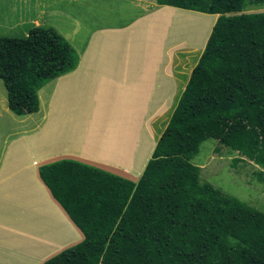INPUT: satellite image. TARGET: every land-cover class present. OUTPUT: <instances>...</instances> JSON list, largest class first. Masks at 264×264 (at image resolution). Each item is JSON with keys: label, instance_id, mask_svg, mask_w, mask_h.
<instances>
[{"label": "trees", "instance_id": "trees-1", "mask_svg": "<svg viewBox=\"0 0 264 264\" xmlns=\"http://www.w3.org/2000/svg\"><path fill=\"white\" fill-rule=\"evenodd\" d=\"M155 1L218 17L151 158L130 167L137 181L70 159L39 167L83 235L43 264H264V213L202 182L192 163L215 139L240 156L233 166L248 159L264 177V12L247 13L248 0ZM78 63L54 28L0 37L8 109L37 113L39 91Z\"/></svg>", "mask_w": 264, "mask_h": 264}, {"label": "rangeland", "instance_id": "rangeland-1", "mask_svg": "<svg viewBox=\"0 0 264 264\" xmlns=\"http://www.w3.org/2000/svg\"><path fill=\"white\" fill-rule=\"evenodd\" d=\"M155 5H158L155 0H0V37H26L32 19L40 7V16L43 18L40 19L39 25L54 28L80 55L94 32L99 29L123 28L134 20L143 18ZM158 7L164 8L159 5ZM189 12L176 11L171 12L169 16L164 14L162 19L165 25L159 23L160 26H153V22H150L143 28L146 33H138L133 38L131 47L135 51L130 65L140 66L147 74L141 72L140 75H144L154 85L162 82L156 69L165 65L163 49L168 53L170 51L168 44H174L173 69L175 73L181 74L182 78L178 77V81L185 86L204 51L218 15L197 13L200 17ZM246 12H264V0H248ZM36 21L38 23V20ZM210 22L213 24L210 25ZM161 26L165 27L167 32L164 40ZM104 41L114 52L92 48L91 56L96 57L98 65L101 66L121 65L123 47L121 41L110 39L108 36ZM177 43L179 45H175ZM102 72L81 71L75 74L72 78L62 81L60 91L55 92V97H50L54 85L51 81L39 92L40 112L22 117L8 109L6 90L0 79V163L4 161L0 177H9L2 182L4 184L2 192H9V189L20 186L21 200L27 201L25 205L27 212L24 205L19 212L16 210L5 212L0 215V224L6 225L12 217L27 222L22 230L30 235L22 249V256L27 259V264H43L83 239L82 233L51 196L39 177L40 184L37 189L30 188L24 182L23 175L27 174V171H32L36 165L33 164L34 159L41 162L50 153L64 151L67 148L78 155L108 163L144 166L151 158L156 139L158 140L164 131L173 114V108L175 109L181 97L180 93L176 98L178 90L176 88H173V94H170L169 87L164 89L158 86V95L170 94L163 107L164 111L167 113L173 111L171 115L163 113V117H158L156 136L152 137L151 134L149 137L148 124L157 115L153 113L157 100L153 98L148 102V90L144 87L134 90V87L143 86L142 81L123 76L122 69H102ZM114 73L115 79L107 81L104 78L105 74ZM128 88L133 92L130 98H126ZM112 99H115L117 105L109 103ZM47 110L51 112V117L46 122L42 115ZM59 112L63 118L60 123L65 125L56 127L58 121L55 120L54 114L58 116ZM152 113L154 116L148 120ZM30 130L37 131V134L28 135L30 137L24 135L26 132L34 133ZM239 157L217 140L208 139L200 145L192 163L200 167L202 182L210 183L226 195L235 197L264 213V177L259 178L256 175V172L262 169L245 158L233 166L234 159ZM87 160L83 163L130 180L137 181L141 176L140 174L134 177L132 171L124 174L119 170L99 167ZM32 193L35 195L32 196ZM13 194L12 200L3 202L17 207L20 202L16 194ZM71 234L74 235V238L71 237L73 240H66ZM14 246L15 244L12 245V249Z\"/></svg>", "mask_w": 264, "mask_h": 264}, {"label": "crops", "instance_id": "crops-1", "mask_svg": "<svg viewBox=\"0 0 264 264\" xmlns=\"http://www.w3.org/2000/svg\"><path fill=\"white\" fill-rule=\"evenodd\" d=\"M34 4L36 5L35 2H34ZM26 10L28 11V9H26ZM40 10H41V8L39 7V12L36 13V16L33 17L30 27L41 26V25H39L40 19L43 17L40 16ZM171 12H173V9H171L169 7L168 8H165V7L159 8L158 5H155V7L150 8V10L145 14V16L143 18L138 19L136 21L134 20L130 24L126 25V26H128V27L125 26L126 28L123 27V28H116V29H99V31L94 32L91 39L89 38V42H88L85 50L82 51V53L80 55H79V53H77L80 56V58H79V63H78V66L76 67V69L74 71L64 75V76H61V77L53 80V84H54L53 88L54 89L52 88L50 97H53V96L55 97V95H56L55 92L58 93L60 91L62 81L72 78L75 74H77L81 71L103 73L102 69H113V70L122 69V75L123 76H127V77H130L131 79H138L139 81H142L143 86L134 87V90H135V88L139 89L141 87H144L145 89L148 90V94H149L148 95V102L153 98L155 101L157 100L156 101V108H155V110L153 109L154 110L153 113H157L156 117L153 115V113L150 116H148V120L152 119V117L154 116L152 122H149V124H148V128H149L148 129V132H149L148 135H149V137H151V134H152V137L154 135L156 136V130H157L156 129V121L158 120V117H163V113H164V115L165 114L171 115L172 111L174 110V108H173V110L171 112H168V113H167V111L166 112L164 111L163 107L166 105L167 97L170 94H173V88H176V89H178L177 93H176V98H177L178 94L181 93V95H182L186 86L182 82L178 81V77H181V74L175 73L174 69H173L172 51L174 48V44L173 45L168 44L169 49H170V51L168 53L166 51H164V49H163V52H164L163 63L165 65L164 66L161 65L160 68L158 67L156 69L157 73H159V77L162 80V82L159 83L158 85L152 84L151 82H149L146 79V77L144 75L143 76L140 75L141 72L145 74L144 70L140 69V66L137 67V66L130 65V64H132L131 61H133V59H134L133 55H134V51H135L131 47V44H132L133 38L138 33H142V34L146 33L143 28L145 26H148V23L153 22V26L159 25V23L161 25H165L166 23L163 22V19H162L163 16L162 15L168 14V16H169V14H171ZM49 18H50V16H49ZM36 20H38V23H36L37 22ZM36 24H38V25H36ZM165 29H166L165 27H162V39L163 40L167 36V32ZM172 30H173V28L171 26V31ZM107 36L110 37V39L115 38L118 42L121 41L122 46H123V47H121V54H122V58L120 60L121 65H117L116 67L115 66L98 65L97 58L91 56V49L92 48H96V49H100V50L105 49L108 51L113 50V49L106 46L107 44L104 41V39ZM97 45H99V46H97ZM175 45H179V44L177 43ZM86 52H87V54H86ZM113 52H114V50H113ZM85 54H86V56H85ZM166 55H167V58H166ZM84 56H85V58H84ZM134 65H136V64H134ZM115 75H116L115 73L112 75H106L105 74L104 78L107 81H111L112 79L116 78ZM145 75H147V74H145ZM189 79H190V77L188 78L187 81H189ZM172 83H173V85H172ZM185 84H186V82H185ZM158 86H159V88H164V89L169 87L170 94H168L167 96H165L164 94L158 95ZM41 90L39 92H41ZM132 94H133V92H132L131 88H128L126 98H130ZM86 96L90 97L88 95H86ZM109 103L112 105H117V102L115 101V99L109 100ZM40 110H41V107L37 113H39ZM65 112H66V109H65ZM131 115L133 116V114H131ZM50 117H51V112H49V110L45 111L42 115V119L46 120V122L50 119ZM54 118H55V120L58 121L57 124L55 125L56 127L65 125V124L60 123V121L63 120L61 112H59L58 116H56L54 114ZM65 119H66V117H65ZM167 122H168V120H167ZM166 126L167 125H165V128H166ZM165 128H164V130H165ZM158 130H160V128H158ZM34 131L35 130H30V132H34ZM36 132L31 133V134H28L27 132H26V134H24L25 133L24 132L22 134H24L26 136L36 135L37 134ZM162 133H163V131H162ZM162 133L160 134V137H161ZM28 137H30V136H28ZM160 137H159V139H160ZM159 139L158 140L156 139V144L159 141ZM154 149L155 148H152L151 153H153ZM61 152L63 153V155H61L62 154ZM61 158L71 159V160H76V161L79 160L80 162H87L88 161L87 159H89L91 162L95 163L99 167L119 170L121 173H124V174H129V171L130 172L132 171V170H130L131 169L130 167L137 168V167L128 166V165H119L116 163H108V162H104L100 159H95V158H92L89 156L78 155L76 153L70 152L67 148H65L64 151H59L57 153H50L47 156V158H44L41 162L36 161V159H34L33 164L36 163V165L33 167L32 171H27V174L23 175L24 182L30 188H34V189L39 188V185H38V184H40L38 181V177L40 178L39 167L44 165L45 163L56 161V160H59ZM3 164H4V161H2L0 163V170L2 169ZM37 174H38V176H37ZM131 174H133V172H131ZM13 177H16V176H13ZM8 178L9 177H0V215H3V213H5V212H11L13 210H16L19 212L21 210V208L23 207V205H24V208L26 209L25 212H27V207L25 206L27 201L21 200L22 195L19 191L20 186L15 187V189H9L8 190L9 192H2V190L4 189V186H3L4 184H2V182L6 181ZM22 183H23V181H21V184ZM17 184H19V183H16V185ZM13 193L16 194V198L20 202V205L17 207L10 206L7 203L3 202V201L12 200L13 196H14ZM34 195L35 194L32 193V196H34ZM26 224H27V222H21L17 217H12L11 220L6 225L0 224V264H27V262H26L27 259L23 258V256H22L23 245H24V243H27V240L30 237V235L28 233L22 232L23 227ZM72 236L74 238V235L71 234L66 240L72 241L73 240V238H71ZM75 241H77V240H75ZM13 244H15V246H14L15 250L12 249ZM52 244H54V240H52ZM6 246H8V248H5Z\"/></svg>", "mask_w": 264, "mask_h": 264}, {"label": "clouds", "instance_id": "clouds-1", "mask_svg": "<svg viewBox=\"0 0 264 264\" xmlns=\"http://www.w3.org/2000/svg\"><path fill=\"white\" fill-rule=\"evenodd\" d=\"M202 55V54H201Z\"/></svg>", "mask_w": 264, "mask_h": 264}]
</instances>
